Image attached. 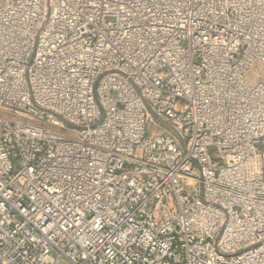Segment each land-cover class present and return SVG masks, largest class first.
<instances>
[{"label":"built area","instance_id":"obj_1","mask_svg":"<svg viewBox=\"0 0 264 264\" xmlns=\"http://www.w3.org/2000/svg\"><path fill=\"white\" fill-rule=\"evenodd\" d=\"M63 260L264 264V0H0V264Z\"/></svg>","mask_w":264,"mask_h":264},{"label":"rangeland","instance_id":"obj_2","mask_svg":"<svg viewBox=\"0 0 264 264\" xmlns=\"http://www.w3.org/2000/svg\"><path fill=\"white\" fill-rule=\"evenodd\" d=\"M261 75L262 74L260 73L259 64L255 62L252 68L247 73V77H246L247 85L252 86L256 81H258ZM163 129L164 128L162 127V125L153 116H151L147 123V128H146L147 134L149 135L152 131H160ZM210 153L213 156H216L217 154L214 148L210 149ZM59 264H70V263L66 260H63Z\"/></svg>","mask_w":264,"mask_h":264},{"label":"water","instance_id":"obj_3","mask_svg":"<svg viewBox=\"0 0 264 264\" xmlns=\"http://www.w3.org/2000/svg\"><path fill=\"white\" fill-rule=\"evenodd\" d=\"M158 121V120H157ZM161 125H162V127L165 129V130H167L168 132H170L171 134H173L175 137H177V135H176V133L171 129V128H169L167 125H165L164 123H162V122H160V121H158Z\"/></svg>","mask_w":264,"mask_h":264}]
</instances>
